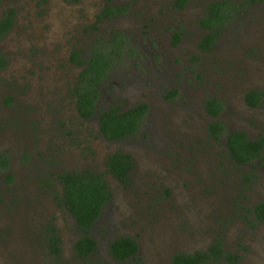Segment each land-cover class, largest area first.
<instances>
[{"label":"rangeland","instance_id":"obj_1","mask_svg":"<svg viewBox=\"0 0 264 264\" xmlns=\"http://www.w3.org/2000/svg\"><path fill=\"white\" fill-rule=\"evenodd\" d=\"M213 1L220 0H186L182 8L175 0L0 3V14L13 13L0 39V156L7 159L0 167V264H171L176 253L204 251L216 241L239 256L236 264H264V222L250 211L264 201V167L235 165L225 136H207L202 106L209 97L221 100L225 134L264 136V0H229L237 11L206 52L198 46L205 33L198 20ZM106 5L123 12L104 18ZM117 32L125 42L96 110L145 103L148 113L134 136L110 141L96 115L78 116L69 92L76 68L65 61L69 50L88 54ZM249 91L261 94L254 107L245 100ZM117 150L131 157L126 183L105 167ZM83 168L99 173L111 193L90 229L96 250L86 261L75 255L78 234L59 203L57 178ZM49 226L58 255L46 243ZM121 236L138 250L117 261L108 246Z\"/></svg>","mask_w":264,"mask_h":264},{"label":"trees","instance_id":"obj_2","mask_svg":"<svg viewBox=\"0 0 264 264\" xmlns=\"http://www.w3.org/2000/svg\"><path fill=\"white\" fill-rule=\"evenodd\" d=\"M185 3L186 0H175L174 6L182 8ZM236 11L237 5L229 0L213 1L205 5L203 14L198 20L199 27L205 31L198 43L202 51H209ZM122 12L123 9L120 7L106 5L101 14L102 17L107 18ZM12 15L13 13L9 12L0 20V35L10 26ZM124 42L122 34L117 32L112 39L91 47L82 61L79 60L80 50L75 49L71 53V61L83 65L80 73L75 77L74 103L77 114L83 119L96 115L99 133L110 141H120L134 136L148 113V106L145 103L134 104L125 110H120L116 106L101 111L96 110L101 83L121 56ZM4 65L5 58L0 55V69ZM176 92V89H172L168 95L174 96ZM260 97L258 91H249L245 95V100L248 105L255 106ZM203 109L210 117L206 125L207 136L214 140L225 136L227 155L234 164L264 167V153H262L264 136L251 140L241 130H233L225 134V125L218 118L223 110V104L216 97L206 98ZM131 166L130 155L120 150L109 154L105 159L107 172L122 183L127 182ZM0 167L3 169L7 167V159L4 155L0 156ZM57 178L61 184L59 203L73 217L78 234L73 245L75 255L86 261L96 250V242L90 236V229L100 216L103 207L109 202L111 193L102 176L89 168L62 172ZM243 179L248 182L251 178L245 175ZM250 211L256 221L264 222V201L255 204ZM48 229L47 246L53 254L58 255L59 238L54 233L53 227L49 226ZM137 249L136 241L126 236L114 239L108 246L109 254L117 261L132 258L137 253ZM238 258L235 253L223 251L221 242L216 241L204 251L190 254L176 253L172 257L171 264H213L220 261L236 264ZM90 264L109 263L96 261Z\"/></svg>","mask_w":264,"mask_h":264},{"label":"flooded vegetation","instance_id":"obj_3","mask_svg":"<svg viewBox=\"0 0 264 264\" xmlns=\"http://www.w3.org/2000/svg\"><path fill=\"white\" fill-rule=\"evenodd\" d=\"M2 1H4V0H1L0 1V3L2 2ZM4 16H3V14H0V20L3 18ZM13 19V18H12ZM12 25H13V20H11V24H10V26L7 28V30L4 32V33H2L1 35H0V39L1 38H3L4 36H6V34L11 30V28H12ZM72 51L73 50H69L68 51V54H67V57H66V61H65V67L66 68H69L70 66L71 67H73V68H76L75 70H74V73H73V75H71V77H70V86H69V92L71 93V94H73V100L75 99V96H74V86H75V78H74V81L73 82H71V79H73V77L75 76V77H77L78 76V74L80 73V71H81V69H82V67H83V65H78L77 63H74V62H72L71 61V53H72ZM80 58H79V60L80 61H82V60H84L85 58H86V54L85 53H83V52H80ZM6 65V64H5ZM74 104V103H73ZM138 104V103H137ZM74 106H75V104H74ZM133 106V105H132ZM203 106V105H202ZM254 107V106H253ZM110 108V107H109ZM108 109V108H107ZM76 110V109H75ZM204 110V109H203ZM77 112V111H76ZM79 116V115H78ZM80 117V116H79ZM81 118V117H80ZM92 118V117H91ZM97 118V117H96ZM81 119H83V118H81ZM88 119H90V118H88ZM83 120H86V119H83ZM247 135V134H246ZM260 136H258L257 138H259ZM247 138H248V136H247ZM257 138H255V139H257ZM211 139V138H210ZM248 139H250V138H248ZM107 140V139H106ZM214 140V139H213ZM251 140H253V139H251ZM225 149H226V146H225ZM264 147H263V149H262V153H264ZM115 152V151H114ZM111 153H113V152H111ZM110 153V154H111ZM226 153H227V151H226ZM228 156V155H227ZM236 165V164H235ZM258 167H263V166H258ZM116 239V238H115ZM113 241V240H112ZM138 250V249H137ZM129 259V258H128Z\"/></svg>","mask_w":264,"mask_h":264}]
</instances>
